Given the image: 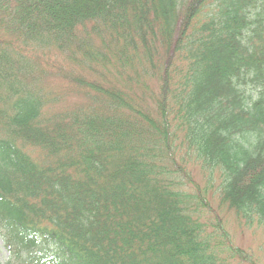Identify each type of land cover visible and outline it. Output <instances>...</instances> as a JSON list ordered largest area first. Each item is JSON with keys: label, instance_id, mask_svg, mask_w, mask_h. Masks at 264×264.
<instances>
[{"label": "trees", "instance_id": "obj_1", "mask_svg": "<svg viewBox=\"0 0 264 264\" xmlns=\"http://www.w3.org/2000/svg\"><path fill=\"white\" fill-rule=\"evenodd\" d=\"M229 217L264 231V0H0L5 264H252Z\"/></svg>", "mask_w": 264, "mask_h": 264}, {"label": "rangeland", "instance_id": "obj_2", "mask_svg": "<svg viewBox=\"0 0 264 264\" xmlns=\"http://www.w3.org/2000/svg\"><path fill=\"white\" fill-rule=\"evenodd\" d=\"M229 221L231 223L229 231L232 234L235 247L246 251L250 263L264 264V231L260 228L241 225L231 217H229ZM8 258V252L0 238V262L5 264Z\"/></svg>", "mask_w": 264, "mask_h": 264}]
</instances>
